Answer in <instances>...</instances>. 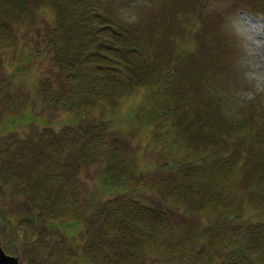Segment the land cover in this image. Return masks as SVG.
I'll use <instances>...</instances> for the list:
<instances>
[{
	"label": "trees",
	"instance_id": "16d2710c",
	"mask_svg": "<svg viewBox=\"0 0 264 264\" xmlns=\"http://www.w3.org/2000/svg\"><path fill=\"white\" fill-rule=\"evenodd\" d=\"M179 3L158 20L165 37L157 38L153 26L146 35L121 21L109 0H0V55L18 50L9 74L0 59V113L39 106L47 119L30 134L0 135V178L39 220L83 225L87 264H264V109L257 100L240 117L226 111L214 79L222 43L206 27L201 40L176 48ZM20 30L42 34L54 66L32 98L14 81L35 61L17 47ZM136 90L145 93L136 121L155 125L151 165L114 140L105 112ZM60 114L70 122L53 126ZM89 167L102 170L113 197L87 194L79 182ZM144 196L185 221L175 224ZM20 247L26 264L47 261L48 251Z\"/></svg>",
	"mask_w": 264,
	"mask_h": 264
},
{
	"label": "rangeland",
	"instance_id": "374dc122",
	"mask_svg": "<svg viewBox=\"0 0 264 264\" xmlns=\"http://www.w3.org/2000/svg\"><path fill=\"white\" fill-rule=\"evenodd\" d=\"M177 1L109 0L111 8L121 21L130 26H138L141 34L146 35L149 27L153 26L156 29L157 38L165 37L164 34L160 35V28L156 27L158 20ZM255 1L179 0L181 2L179 6L184 10L182 12L185 15L180 28L178 27L177 31L173 29L174 32H171L172 36L176 35L173 38L174 46L181 49L188 44L193 45L195 39L201 40L196 37L203 35L204 28L207 27L209 32L210 29L212 30V40L218 39L222 43L219 48L221 68L214 78L215 84L224 96L226 111L232 115L237 114L239 117L246 112L250 104L257 100L259 102L254 104L255 108L264 109V12L258 8ZM258 1L264 2V0ZM192 4L193 9H191ZM50 19V15H46V21L50 22ZM248 32L255 33V36L248 35ZM18 34L21 37L17 47L25 49L23 46H26V51L33 54L35 61L31 74H27V77L17 74L14 81L19 85L18 90L22 86L21 91H26L32 98L35 81L46 72L54 71V66L41 33L36 30H20ZM16 53L18 55L17 48L11 47L0 55L6 74H9L11 65L15 63ZM144 94L143 91L136 90L128 98L121 99L117 108H105V112L113 120L111 132L114 140L125 150H133L140 165H151L156 161L151 142L155 125H148L135 119V112L143 101ZM101 110L98 109L102 113ZM24 112L19 117L8 118L0 113V135L13 131L22 135L30 134L47 121L45 116L39 113V106L34 109L30 105ZM53 121V126L62 127L70 122V117L60 114ZM102 180L103 173L98 167H89L80 172L79 183L86 186L87 194L90 192L95 196L101 194L104 200L113 197V193L104 189ZM142 198L147 200V203L165 208L175 224L181 225L185 221L180 211L162 204L155 197ZM27 221H30L33 226L29 232L21 229L24 226L27 228L29 224ZM83 234V225L72 221L50 223L39 220L31 206L15 194L9 186L3 184L0 178V244L4 252L18 258L20 264H26V256L20 255L22 252L20 245L23 244L39 248L38 255L48 251L44 258L47 261L37 259L33 264H49L52 260L54 264H87L86 259L82 257ZM27 256L29 257V254ZM150 264H156L155 259L151 260Z\"/></svg>",
	"mask_w": 264,
	"mask_h": 264
},
{
	"label": "water",
	"instance_id": "95a60500",
	"mask_svg": "<svg viewBox=\"0 0 264 264\" xmlns=\"http://www.w3.org/2000/svg\"><path fill=\"white\" fill-rule=\"evenodd\" d=\"M0 264H20L18 258L7 255L0 244Z\"/></svg>",
	"mask_w": 264,
	"mask_h": 264
},
{
	"label": "bare ground",
	"instance_id": "6f19581e",
	"mask_svg": "<svg viewBox=\"0 0 264 264\" xmlns=\"http://www.w3.org/2000/svg\"><path fill=\"white\" fill-rule=\"evenodd\" d=\"M248 35L255 36V33L248 32ZM255 39H256V38H255ZM251 44H252V42H251ZM252 45H254V44H252ZM252 45H251V46H252Z\"/></svg>",
	"mask_w": 264,
	"mask_h": 264
}]
</instances>
